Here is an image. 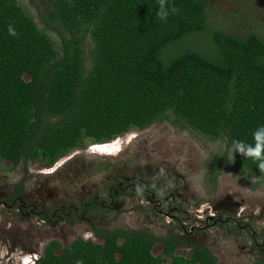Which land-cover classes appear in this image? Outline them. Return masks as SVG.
Segmentation results:
<instances>
[{
	"label": "trees",
	"instance_id": "trees-1",
	"mask_svg": "<svg viewBox=\"0 0 264 264\" xmlns=\"http://www.w3.org/2000/svg\"><path fill=\"white\" fill-rule=\"evenodd\" d=\"M167 4L179 11L161 20L158 0H52L49 22L71 35L58 48L20 0H0V159L49 168L74 149L164 121L226 139L228 149L233 140L252 143L264 126V27L210 28L208 0ZM198 38L208 46L193 47ZM228 149L210 159L206 181L217 183ZM236 156L257 178L256 190L264 173ZM92 232L103 243L53 240L34 264H220L210 248L174 230L105 224ZM180 248L192 253L178 255Z\"/></svg>",
	"mask_w": 264,
	"mask_h": 264
},
{
	"label": "rangeland",
	"instance_id": "rangeland-1",
	"mask_svg": "<svg viewBox=\"0 0 264 264\" xmlns=\"http://www.w3.org/2000/svg\"><path fill=\"white\" fill-rule=\"evenodd\" d=\"M20 2L61 48L64 38L71 35L60 24L49 22L52 0ZM208 2L210 28L243 34L246 29L261 31L264 27V0ZM85 45L88 51L90 42ZM207 46L203 38L193 40V47ZM115 141L119 144L112 146V151H98L94 145L90 150V144L74 149L50 168L39 162L13 166L11 161L0 159V201L10 204L9 193L15 183L22 177L26 180L25 207L20 212L25 219L20 213L6 218L8 207L0 206L2 237L20 234L14 240H0V264H34L53 240L66 246L91 233L87 239L103 243L92 229L105 224L112 228L148 227L158 235L178 232L145 203L151 189L169 197L172 205L186 209L188 218L191 213L200 218L194 221L198 229L192 239L210 248L220 264H252L264 258V183L252 189L257 178L243 171L237 156L216 184L206 181L210 159L228 149L226 139L210 140L164 121L131 130L110 143ZM134 187L140 190L133 193ZM17 208L18 204L12 212ZM10 224L15 225L9 229ZM161 251L157 245L153 252L157 255ZM176 253L189 257L192 249L180 248Z\"/></svg>",
	"mask_w": 264,
	"mask_h": 264
},
{
	"label": "flooded vegetation",
	"instance_id": "flooded-vegetation-1",
	"mask_svg": "<svg viewBox=\"0 0 264 264\" xmlns=\"http://www.w3.org/2000/svg\"><path fill=\"white\" fill-rule=\"evenodd\" d=\"M21 163L25 164L24 162H21ZM25 181H26L25 177H22L21 179H19L15 183L14 190H12L9 193L10 198L13 200L10 204H8V202H6V201H0V206L8 207L7 213H5L6 218L20 216L19 213L25 207V204H24L23 199H22L23 193H24L23 189H24ZM19 182L23 183L21 188L17 187ZM116 189L118 191L119 187H117ZM132 190H133V193H135L136 191H138L140 189H136L134 187V189H132ZM141 190H143L144 192L147 191V189H141ZM145 200H146L145 201L146 204H149V206L152 209L157 211L155 214L159 215L161 218H163L170 225L173 224L172 226L175 227V229L178 230V232L175 230L174 231L177 232L179 236H181L183 238H189V239L191 238L192 239V236L195 235V233L197 232V229H198V224L194 221H198V220L200 221L199 217H196V215H194V213H191V215H189V218H188V215H187L188 213H187L186 209H180L178 206L172 205V200L169 199V197H165V196H162L161 194H159L157 189L149 190L148 195H147ZM16 204H18V208L14 212H12V209L14 208V206ZM176 211H178L179 215H178V213H175ZM185 215H187V216L185 217ZM21 217H22L21 218L22 220L25 219L23 214H21ZM187 218H188V221H186ZM166 219H168V220H166ZM203 220H206V218ZM233 221L236 225L240 224L239 220L238 221L233 220ZM14 225L10 224L9 229L13 228ZM14 229H16V227ZM2 231H3V229H2V226L0 224V240L8 241V240H14V239L20 238V234H16V233H12L9 237L8 236L2 237ZM170 231H172V230H170ZM13 250H15V249H13ZM36 261H37V259L35 260V262Z\"/></svg>",
	"mask_w": 264,
	"mask_h": 264
},
{
	"label": "clouds",
	"instance_id": "clouds-1",
	"mask_svg": "<svg viewBox=\"0 0 264 264\" xmlns=\"http://www.w3.org/2000/svg\"><path fill=\"white\" fill-rule=\"evenodd\" d=\"M159 11L157 13L161 20H166L170 14L178 13L179 9L175 6L168 8L167 0H158ZM10 35H16L14 29L9 28ZM114 141V140H113ZM252 143H246L241 140H233L231 147L228 149V160L234 161L238 153L245 159H250L257 164V168L261 173H264V126L258 127L252 134ZM110 143V142H109ZM105 144V143H102ZM93 145L96 144H91ZM99 145V143H97ZM91 233L85 235L87 239Z\"/></svg>",
	"mask_w": 264,
	"mask_h": 264
},
{
	"label": "bare ground",
	"instance_id": "bare-ground-1",
	"mask_svg": "<svg viewBox=\"0 0 264 264\" xmlns=\"http://www.w3.org/2000/svg\"><path fill=\"white\" fill-rule=\"evenodd\" d=\"M119 143L115 141L114 143H106V144H99L94 145L93 149H97L98 151L106 152V151H112L114 148H111L114 145H118ZM106 147V148H103Z\"/></svg>",
	"mask_w": 264,
	"mask_h": 264
},
{
	"label": "water",
	"instance_id": "water-1",
	"mask_svg": "<svg viewBox=\"0 0 264 264\" xmlns=\"http://www.w3.org/2000/svg\"><path fill=\"white\" fill-rule=\"evenodd\" d=\"M91 148H92V146L90 147V150H92ZM66 156H67V155H66ZM66 156H64V157H66ZM64 157H63V158H64ZM63 158H61L59 161L63 160ZM58 163H59V162H56L54 165L56 166ZM54 165H53V166H54ZM53 166H52V167H53ZM55 166H54V167H55ZM49 168H50V167H49Z\"/></svg>",
	"mask_w": 264,
	"mask_h": 264
}]
</instances>
